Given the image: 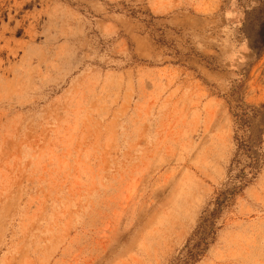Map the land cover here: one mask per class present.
Wrapping results in <instances>:
<instances>
[{"label": "rangeland", "instance_id": "1", "mask_svg": "<svg viewBox=\"0 0 264 264\" xmlns=\"http://www.w3.org/2000/svg\"><path fill=\"white\" fill-rule=\"evenodd\" d=\"M212 219L194 264H264V0H0V264H179Z\"/></svg>", "mask_w": 264, "mask_h": 264}, {"label": "trees", "instance_id": "2", "mask_svg": "<svg viewBox=\"0 0 264 264\" xmlns=\"http://www.w3.org/2000/svg\"><path fill=\"white\" fill-rule=\"evenodd\" d=\"M257 161L255 159L248 165L249 171L241 170L239 180L235 183L232 192L225 191L221 194L220 198L217 199V210L222 209L223 205L229 200L230 196H234L242 185L248 180L250 173H254L256 170ZM214 214V212H213ZM216 221H201L197 226L192 238L188 240L186 244V252L184 253L179 264H194L196 263L207 251L209 245L212 243L215 230Z\"/></svg>", "mask_w": 264, "mask_h": 264}]
</instances>
